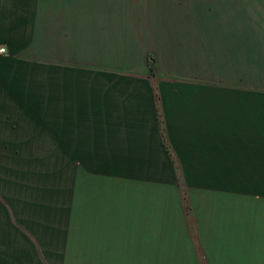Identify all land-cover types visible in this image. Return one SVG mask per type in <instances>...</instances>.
Segmentation results:
<instances>
[{"label":"crops","instance_id":"obj_1","mask_svg":"<svg viewBox=\"0 0 264 264\" xmlns=\"http://www.w3.org/2000/svg\"><path fill=\"white\" fill-rule=\"evenodd\" d=\"M1 48L0 264H264V0H0Z\"/></svg>","mask_w":264,"mask_h":264},{"label":"rangeland","instance_id":"obj_2","mask_svg":"<svg viewBox=\"0 0 264 264\" xmlns=\"http://www.w3.org/2000/svg\"><path fill=\"white\" fill-rule=\"evenodd\" d=\"M72 157L75 159V162L76 164H80L82 159L84 158V150L82 149H76L75 151H73L72 153ZM61 160H62V157H61ZM64 160V159H63ZM64 164V162H62ZM80 167V166H78ZM83 167V166H82ZM62 178H63V174H61V183H62ZM37 178L36 177H31L29 176V179H28V182L29 183H33L34 180H36ZM52 184V180H51V176H44V178L42 179V189H43V198L45 201H50L52 195H53V192H51L49 190V186H51ZM64 192V196L62 194V191H61V196H60V204H61V211H60V222H64L66 220V211H64L63 209V206H65L67 203V196H66V192Z\"/></svg>","mask_w":264,"mask_h":264},{"label":"built area","instance_id":"obj_3","mask_svg":"<svg viewBox=\"0 0 264 264\" xmlns=\"http://www.w3.org/2000/svg\"><path fill=\"white\" fill-rule=\"evenodd\" d=\"M4 53H6V48H1L0 49V54H4Z\"/></svg>","mask_w":264,"mask_h":264},{"label":"trees","instance_id":"obj_4","mask_svg":"<svg viewBox=\"0 0 264 264\" xmlns=\"http://www.w3.org/2000/svg\"><path fill=\"white\" fill-rule=\"evenodd\" d=\"M153 66H154V64H153V61L151 62V68L153 69Z\"/></svg>","mask_w":264,"mask_h":264}]
</instances>
